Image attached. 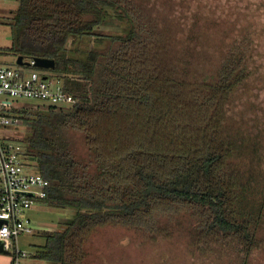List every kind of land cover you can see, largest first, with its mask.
<instances>
[{"label":"trees","instance_id":"trees-1","mask_svg":"<svg viewBox=\"0 0 264 264\" xmlns=\"http://www.w3.org/2000/svg\"><path fill=\"white\" fill-rule=\"evenodd\" d=\"M18 2L0 54L54 60L49 71L76 100L7 111L8 125L25 131L14 140L32 171L49 181L39 203L70 211L59 231L42 233L34 257L83 264L103 227L153 239L187 219L198 242L230 239L246 261L264 229V168L251 164L263 137L226 113L250 76L244 53L225 57L217 80L199 82L189 53L172 52L139 0ZM80 42L97 45L82 51Z\"/></svg>","mask_w":264,"mask_h":264},{"label":"rangeland","instance_id":"rangeland-1","mask_svg":"<svg viewBox=\"0 0 264 264\" xmlns=\"http://www.w3.org/2000/svg\"><path fill=\"white\" fill-rule=\"evenodd\" d=\"M139 4L169 35L174 54L189 53L194 70L191 78L199 82L217 80L215 73L223 59L244 53L250 76L231 97L226 113L235 127L243 126L250 136H260V140L263 137L251 164L264 168V0H139ZM18 7V0H0V48L11 46L8 23ZM96 45L80 42L78 49L86 51ZM16 59L11 54H0V66L15 67ZM11 101L14 107H42L29 100ZM25 135L16 125L2 126L0 130V136L5 138L21 140ZM23 217L32 232L20 235L16 245L17 251L27 256L13 264L34 258L38 246L46 243L42 233L59 231L61 222L70 218V211L39 203ZM174 232L148 239L120 226L103 227L86 242L83 264H264V229L259 234V246L246 261L230 239L198 242L190 233L187 219ZM13 250L14 247L11 261ZM78 256L79 261L81 252Z\"/></svg>","mask_w":264,"mask_h":264},{"label":"built area","instance_id":"built-area-1","mask_svg":"<svg viewBox=\"0 0 264 264\" xmlns=\"http://www.w3.org/2000/svg\"><path fill=\"white\" fill-rule=\"evenodd\" d=\"M24 61L29 65L0 66V130L11 122L7 116V111L14 108L11 99L51 107L76 104L60 78L50 74L48 69L35 67L34 58ZM48 188L49 181L33 172L28 164L23 143L0 136V220L5 221L0 229V240L7 249L14 247L20 235L32 232L24 213L47 197ZM13 251L15 261L26 256L16 247Z\"/></svg>","mask_w":264,"mask_h":264},{"label":"water","instance_id":"water-1","mask_svg":"<svg viewBox=\"0 0 264 264\" xmlns=\"http://www.w3.org/2000/svg\"><path fill=\"white\" fill-rule=\"evenodd\" d=\"M35 61V67L40 69H48L53 70L55 69V61L52 59H42V58H34ZM16 65L19 66H26L29 65L28 62L24 61V58L22 56H19L16 59ZM32 197V194L30 195ZM5 224L4 220H0V229ZM10 251L5 247V244L3 241L0 240V254H9Z\"/></svg>","mask_w":264,"mask_h":264},{"label":"crops","instance_id":"crops-1","mask_svg":"<svg viewBox=\"0 0 264 264\" xmlns=\"http://www.w3.org/2000/svg\"><path fill=\"white\" fill-rule=\"evenodd\" d=\"M17 241V240H16ZM16 241L13 243L15 244L14 245V248L16 247L17 249V245H16ZM45 246V245H44ZM44 246H38L39 247V251L44 247ZM10 251L9 254H0V264H12L13 261H11L10 259V255H11V249H8ZM18 250V249H17ZM38 252V251H37ZM14 253V251H12V254ZM27 256V255H26ZM25 256V257H26ZM16 257V256H15ZM21 258V257H20ZM19 258V259H20ZM14 260V259H13ZM16 263H18V261H16ZM20 264H52V263H48L46 261H42V260H39L37 258H32V259H29V260H25L23 261L22 263Z\"/></svg>","mask_w":264,"mask_h":264}]
</instances>
